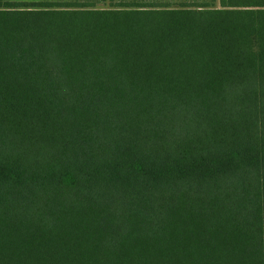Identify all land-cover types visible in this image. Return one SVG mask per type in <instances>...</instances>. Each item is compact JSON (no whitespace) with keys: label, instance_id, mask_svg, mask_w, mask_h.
I'll use <instances>...</instances> for the list:
<instances>
[{"label":"trees","instance_id":"trees-1","mask_svg":"<svg viewBox=\"0 0 264 264\" xmlns=\"http://www.w3.org/2000/svg\"><path fill=\"white\" fill-rule=\"evenodd\" d=\"M0 264H264V0H0Z\"/></svg>","mask_w":264,"mask_h":264}]
</instances>
